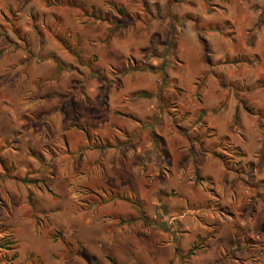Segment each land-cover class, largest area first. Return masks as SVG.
Here are the masks:
<instances>
[{
	"label": "rangeland",
	"instance_id": "374dc122",
	"mask_svg": "<svg viewBox=\"0 0 264 264\" xmlns=\"http://www.w3.org/2000/svg\"><path fill=\"white\" fill-rule=\"evenodd\" d=\"M88 14L108 21L93 20ZM229 14L238 22L246 16L251 19L246 46L253 48L252 55L225 56L212 65L236 75L237 83L226 88L238 98L246 84L240 80L264 75V0H0V155L14 169L13 177L0 181V226L7 228L15 247H0V264H24L28 257L39 258L40 264H222L218 253L204 251L201 239L219 222L230 224L235 236L241 234L239 263L264 264V232L258 226L262 208L254 201L259 192L252 185L260 182L264 166L256 164L260 151L252 153L255 161L238 153L240 143L256 149L261 131L246 113L243 128L230 125L219 132L213 120H220L219 112L231 96L204 111L199 91L188 96L164 76L169 65L182 71L178 74L198 75L203 60H213L208 40L217 35L215 31L238 43ZM114 20L120 26L114 27ZM54 30L71 47L79 40L83 64L61 46ZM187 31L192 32L190 43L196 49L180 46L178 37ZM236 57L244 60L234 73L223 61ZM163 61V71H156L161 74L160 86L173 88L169 101L159 103L142 95L148 94L144 90L120 95L121 88L130 87L136 78L122 82L119 74L148 70L140 66L150 62L158 67ZM58 62L66 70L56 75ZM94 74L112 89L119 105L108 113L110 131L104 137L86 122L93 107L82 82ZM206 75L199 74L196 90ZM59 90L66 98L76 93L73 104L53 98ZM251 102L264 103V97L242 101L249 113ZM134 104L139 113L129 111ZM159 129L174 145L186 144L188 136L219 141L218 149L237 169L231 170L234 181L201 182L191 165L182 168L183 161L170 165L165 156L166 161L155 157L152 135ZM87 131L89 148L71 151L66 146V141L79 138L76 132L85 136ZM95 150L103 155L94 157ZM262 190L260 197L264 184ZM251 197L252 211L247 210ZM140 211L146 222L138 218ZM131 216L137 219L130 221ZM193 240L202 245L197 258L186 255Z\"/></svg>",
	"mask_w": 264,
	"mask_h": 264
},
{
	"label": "crops",
	"instance_id": "0c3cea01",
	"mask_svg": "<svg viewBox=\"0 0 264 264\" xmlns=\"http://www.w3.org/2000/svg\"><path fill=\"white\" fill-rule=\"evenodd\" d=\"M229 19L232 21L235 28L237 27L236 28L237 33H235V36L238 38V41H239L238 43L237 42L234 43L232 38H228V39L222 38L221 35L218 34L219 32L215 31L217 35L210 37L208 40V44L212 45L213 47V50H212L214 52L213 58H212L213 60H210L208 58L207 59L209 61L203 60L202 65H200L201 68L198 69L200 71L198 75L195 74L197 71L187 72L188 74L185 72L186 76L184 75V73L178 74L179 72L181 73L182 71L179 69H176V66L169 65L165 67V71L167 73L166 79L171 80V84L173 87L177 86V88H180L181 93H184V91L186 90L188 96H192L193 94L199 91V94L202 97L201 108H203L204 111H207L215 107L216 103L220 99H222V97H224L225 95L227 96L230 95L231 96L230 102L224 109H222L219 112L220 120H213V123L217 128H219L218 129L219 132L226 131L228 127H229L228 129H230V125H234L235 127L237 126L236 128L241 129L243 128L241 127L243 125L242 119L244 121V117L246 113H248L250 117L249 122L250 123L253 122L255 123V125L258 126L259 130L261 131L260 134L262 135L263 138L261 139V141L258 142V146L255 145L256 149L252 148L251 150L247 149V147L245 146L246 144H242L239 142L240 143L238 144L239 150L242 154H244L247 157L246 159L251 158L253 161H255L256 158L254 155H252V153L260 151L258 158L256 160L257 161L256 164L259 165L261 157H264V119H261L258 116V114H255L252 112L249 113L245 108L246 104L242 105L241 103H239V100H238L239 98H237L236 92L235 91L230 92L228 88H226V85L229 83H237L236 75L226 74L224 69H221L220 67H214L212 65L216 63V61L224 59L225 56L232 57L238 54L245 55V56L252 55L253 48L248 49L246 46V33L248 29L247 26L250 24L251 19L246 16L244 18V21L238 22V18H236V16L233 14H229ZM115 33H118V32H115ZM115 33L112 34V38L110 39V41L114 39ZM178 40L181 41L180 42V46L182 44L181 47H184L186 45L184 48H187L190 50L196 49V46H194V43L193 44L190 43L193 40V35L191 31H187L184 34L181 33L180 37H178ZM225 65L229 67L228 69L232 68L230 70H234V73L237 72L235 68L237 69V67L239 68L243 67L241 64H238V63H226ZM246 66L247 65H245L244 67ZM211 69L213 72L211 71L212 73L206 75V72L210 71ZM63 72L64 71H62L60 74H63ZM201 73L205 74L206 77L204 78V83L201 85L200 89L196 90L197 84H198L197 78L199 74L201 75ZM160 75H161L160 72L156 70H151V69L144 70V71L134 70V71H131V73L127 72V73H124L123 75L119 74L118 75L119 79L121 80L123 79L122 82H125L126 80H128V77L133 78V79L136 78L135 82L131 84L130 87L125 86L126 88L124 87L121 88L122 92L120 93V95L122 96L126 95L128 93V90H131L132 92L144 90L148 92L149 94L147 96L148 98L150 99L155 98L156 101L159 100V103H162L163 100L167 102L169 101L168 94L170 93V90L173 88H171L170 86L168 87L163 86L164 88L161 87L160 82L162 78L160 77ZM243 81L246 83L244 86L245 89L238 92L242 101L247 103V101H249L252 97L253 98L254 97L256 98L258 96L264 97V88L259 86L260 84L264 83V75L259 74L258 76H255V78L250 77L246 80H240V82H243ZM85 85L88 86L87 101L94 108V109L93 108L88 109L87 112L90 111L89 113L90 117L88 121L86 120V122L88 123L89 127L92 128V130L94 131L96 135L104 137L110 131V124L108 125L110 121L108 119V113H112L113 111L115 112L117 110L119 106V105L117 106L118 102L113 100V93L110 87H107L104 90V92H102V88L104 86L103 79L100 78L98 75L94 74L93 78L90 77V79H88L87 81L82 82V86H85ZM62 92L64 91L59 90L58 92H55L56 94H54L53 98H58V102L60 104H61V101L64 103L68 101L70 104H73L74 99H76L77 97L76 93L74 95L73 93H71L69 94L70 95L69 98H66V94ZM175 96L178 97L177 93L175 94ZM109 104H111V107L107 108ZM238 105H239L238 124H234L235 110ZM250 105L253 110L264 111V103H255V104L252 103ZM137 107L139 106L134 104L133 107L129 108L130 109L129 111H131V109L133 108L132 112L139 113L140 108H137ZM61 109H63L62 106L60 110ZM118 113L122 115L127 114L123 112H118ZM223 119L224 121H227L229 126L227 125V123L224 124L227 126H224L223 123L221 125V120ZM249 122L247 126H249ZM74 135H76V137H79V138H77L73 142L68 141L71 148H77L79 145L86 143L87 140L84 138L85 137L84 134H82L81 132H76V134ZM158 135H160L163 140L162 150L166 154L165 157L167 161L163 159L164 157L157 151L156 146L153 143L155 157L158 156L159 159L160 158L161 160L163 159L170 165L172 164L175 165L176 163L183 161L184 165L182 166V168H185L187 164L191 165L192 167H194V175L196 176V172H197L198 173L197 175H199V177L201 178V182L203 181L210 182L211 180H213V178L214 179L223 178L225 181L227 179L229 180V178H232L234 181L235 178L231 175L234 173L230 170H226L222 160L213 154L214 151H219V152L222 151L221 149H218L219 141L207 140V139H191V140L187 139L186 144L181 141V143L174 145L173 142L170 140V137H168L167 134L162 132L160 129L158 131ZM232 142L237 143L234 140ZM215 146L217 147L215 148ZM102 152L103 151L101 150H95L94 157L95 156L98 157L99 154L102 156L103 155ZM262 171H260V173ZM178 172H179L178 169L175 170V174L176 173L178 174ZM259 177L261 179H258V181L264 184V175H261ZM261 193L263 192L261 191ZM254 196H255L254 201L256 203H259L262 208L261 213L259 215L260 219L258 222V226L261 225V228L263 226L262 228L263 231H260V232H264V196L260 197V195L258 194H255ZM250 200L252 203L249 205L247 210L252 211V209H250L251 208L250 206L253 204V198L251 197ZM230 202H231V199H229V202H227L228 205L231 206ZM223 205H225V202H223ZM219 223L214 224V226H216L214 227L216 228V230H214V232L210 234L208 237L206 236L207 237L206 239L201 238L200 234L197 232L195 233V231L194 232L192 231V235L194 233L195 238L203 239L205 246H206L204 248V251H208L214 254H217V253L219 254L218 256L220 260L219 263L242 264V263H239L236 259L237 258L236 255L237 254L240 255L238 252H241V250L239 251L236 249V251H234L235 246H237L238 249L242 247L243 243L241 241V236H240L241 234L236 237L233 231L230 230L231 228L230 224H228L227 222H223V223L219 222ZM255 233L258 234V232H255ZM247 247L248 246L244 247L243 249L245 250L247 249ZM201 252L202 250L200 248L197 249V251L192 255V257L194 256L197 258V256ZM225 255H226V258L224 259ZM215 256L216 255H214V257Z\"/></svg>",
	"mask_w": 264,
	"mask_h": 264
},
{
	"label": "trees",
	"instance_id": "16d2710c",
	"mask_svg": "<svg viewBox=\"0 0 264 264\" xmlns=\"http://www.w3.org/2000/svg\"><path fill=\"white\" fill-rule=\"evenodd\" d=\"M118 12L119 13H122V11L120 10V9H118ZM88 16L89 17H91L93 20H103V21H108V19L106 18V17H99V16H95V15H92V14H88ZM127 20H126V23H128V22H130V20H131V18L129 17V16H127V18H126ZM111 22H113L112 24L114 25V27H117V26H120L119 25V23L116 21V20H114V21H111ZM122 26V25H121ZM57 29V28H56ZM217 29H218V27H217ZM171 31H173V28L171 29ZM54 37L56 38V40L61 44V46L63 47V48H65L68 52H70V54H72L74 57H75V59L79 62V63H81V64H83L84 62L81 60V53L78 51V49H77V47H78V45H79V40L76 42V44L74 45V46H70L69 44H68V42H66V41H64V38L58 33V31L57 30H54ZM164 57V56H163ZM244 59H242V58H239V57H236V58H232V59H226V60H224L223 62L224 63H239V62H242ZM165 61H163V62H161V64H160V66H158V67H156V66H154L152 63H148V64H142V66H140V67H147V68H149V69H152V70H156L157 68L158 69H160V70H162L163 71V69H164V67H165ZM87 66L90 68V70L92 71V72H94L95 73V69H93L92 68V66H91V64H87ZM129 69H130V67H128ZM133 69H138V67H136V66H134V67H132ZM55 69H56V75H59L62 71H64V70H66L65 69V67L63 66V64L61 63V62H58L57 64H56V67H55ZM166 75V73H164V76ZM204 80V79H203ZM203 80H201L200 82L203 84ZM199 82V85H201V83ZM260 87H263L264 88V83H262V84H260L259 85ZM108 87V85L106 84V85H104L103 86V88H102V92H104V90L106 89ZM142 95L144 94V95H146V96H148V94L147 93H145V92H142L141 93ZM239 99V103H242V99L240 98V97H238ZM238 108H239V105L236 107V110H235V115H234V124H238ZM250 112H252V113H255V114H258V116L261 118V119H264V111H261V110H253V109H250L249 110ZM180 129V128H179ZM183 133H185L186 135H188L187 134V131L186 130H181ZM85 137H86V143L85 144H82V145H79L77 148H80V149H83L84 147H86V148H89V144H90V134H89V131H87L86 132V134H85ZM152 137H153V143H154V145L156 146V149L158 150V152L161 154V155H163V157L166 155L165 154V152H163V150H162V143H163V140H162V138L160 137V136H158V135H154V133H153V135H152ZM187 139H189V140H191V139H193V138H190L189 136H188V138ZM198 139H201V138H198ZM5 146H6V143H5ZM66 146H68V148H70V150L71 151H74V148H71L70 147V144H69V142L68 141H66ZM97 146V145H96ZM95 146V147H96ZM98 148L100 147V146H97ZM75 150H76V148H75ZM238 153H240L241 155H242V153L240 152V150H238ZM213 154L215 155V156H217L218 158H220L221 160H222V162L224 163V166H225V168H226V170H232V171H234L232 168H231V166L228 164V160H226L225 159V156H224V154L223 153H221V152H219V151H214L213 152ZM4 158L3 157H1V155H0V165H1V169H2V172H0V181H2V180H7V179H9V178H11V177H13L14 176V174H12V173H14V169H10L9 167H10V165L8 166L7 164H5L4 163V160H3ZM249 165H252V164H249ZM259 165H263L264 166V157H261V160H260V163H259ZM237 171V169L234 171V172H236ZM250 171H251V169H250ZM198 173L196 172V178H198L199 179V175H197ZM251 176V175H250ZM254 177V176H253ZM22 180L23 181H25V182H28V179L27 178H23L22 177ZM29 182H34V181H29ZM254 187L253 188H255L256 189V191L257 192H259V194L258 195H260L261 194V191L263 192V188H262V186H263V184L261 183V182H259L258 184H252ZM119 197H122V196H119ZM122 198H124V197H122ZM111 199V198H110ZM125 199V198H124ZM99 202H101V203H104L105 202V200H101V201H99ZM138 218H141L144 222H146L148 219L146 218V216L143 214V212L142 211H140V214H139V216H138ZM128 219L130 220V221H133L134 219H137V218H134V217H128ZM6 230H7V228H5V226H0V247H2V248H5V249H10V250H14L15 249V247H13V246H11L12 244V240H11V234L9 235V234H7V232H6ZM236 237H237V235H236ZM201 242V241H200ZM199 241H193V243H192V245L189 247V249L187 250V252H186V255L187 256H192L196 251H197V249H199L202 245H201V243H200ZM178 248H176V250H177ZM235 249H237V246H235ZM17 255V252L15 251V254H13L11 257H15ZM80 257H82V258H85V254H80ZM32 258L31 257H28L27 259H26V261H25V263L24 264H40V260H39V258L37 259V258H35L34 260H31ZM95 264H98L97 262H94ZM113 264H116V262L115 261H113Z\"/></svg>",
	"mask_w": 264,
	"mask_h": 264
}]
</instances>
